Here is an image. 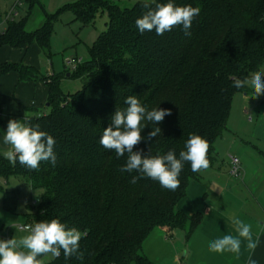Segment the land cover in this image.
Here are the masks:
<instances>
[{
    "label": "trees",
    "instance_id": "16d2710c",
    "mask_svg": "<svg viewBox=\"0 0 264 264\" xmlns=\"http://www.w3.org/2000/svg\"><path fill=\"white\" fill-rule=\"evenodd\" d=\"M28 2L26 17L9 22L0 33V49L27 50L37 43L46 54L56 25L69 12L84 26L106 15L107 29L91 47L90 58L68 73L82 82L74 94L62 90L63 75L40 77L24 63H0V77L16 73L22 82L42 80L47 85L49 113L28 122L39 124L56 141L54 167L50 161H42L38 170L19 162L13 166L0 152V179L20 176L32 190H43L28 214L31 224L59 219L86 233L79 241L82 260L75 255L65 259L61 250L49 264H155L142 254L155 228L187 230L189 238L201 225L202 214L188 216L177 205L203 170L193 172L184 162L175 191L147 177L131 183L140 174L119 171L128 154L117 158L99 139L112 124L114 112L127 108L125 98L136 96L147 110L170 109L172 114L158 124L145 120V140L133 151L154 156L175 150L179 159L189 135L197 134L209 143L208 169L215 167V143L227 129L234 98L250 91L248 86L234 88L233 80L261 72L264 66V0H156L201 9L190 36L182 26L163 35L141 34L135 20L147 11L144 2L122 8L110 0L68 4L46 13L43 25L30 32L27 21L38 0ZM155 127L161 134L148 140ZM11 196L14 201L16 194Z\"/></svg>",
    "mask_w": 264,
    "mask_h": 264
},
{
    "label": "clouds",
    "instance_id": "9594fccd",
    "mask_svg": "<svg viewBox=\"0 0 264 264\" xmlns=\"http://www.w3.org/2000/svg\"><path fill=\"white\" fill-rule=\"evenodd\" d=\"M143 7L147 11L135 20L141 34L154 31L156 35H163L177 26H182L184 34L190 36L192 22L201 11L199 7L191 5L176 6L172 2L156 3L155 0L151 2L145 0ZM232 86L236 89L251 87L254 93L252 98L264 95V73L257 71L247 78H236ZM125 104L127 105L125 110L114 112L112 124L103 130L99 143L103 148L114 151L117 158L128 154L125 165L119 171L139 173V176H133L131 183L147 177L159 182L161 187L175 191L180 186L179 176L183 171L184 162L190 163L193 172L208 169L209 143L197 134L189 135L185 144L186 151L179 153V159L175 150H169L165 155L154 156L143 155L142 151H133L142 140H145L141 135L142 129L146 126L143 122L147 120L158 124L172 112L170 109L157 108L149 111L141 105L136 96L126 97ZM159 134L161 129L155 127L148 133L147 139L151 140ZM3 142L8 145L3 151V156L13 166L19 162L30 170H38L42 161H50L53 167L56 164L55 139L41 131L39 124L31 125L26 116L22 121L9 120ZM230 219L235 226L236 235L228 234L210 241L209 251L221 255L234 254L239 259L243 243L248 252L247 264H257L252 258V253L259 245L260 233H253L252 225L238 217L233 216ZM20 231L26 234L19 238L0 239V264H45L40 257L50 254L58 258L61 250L65 259L74 255L77 259H83L84 253L79 251V241L86 233L75 227L68 228L59 219L26 224Z\"/></svg>",
    "mask_w": 264,
    "mask_h": 264
},
{
    "label": "crops",
    "instance_id": "0c3cea01",
    "mask_svg": "<svg viewBox=\"0 0 264 264\" xmlns=\"http://www.w3.org/2000/svg\"><path fill=\"white\" fill-rule=\"evenodd\" d=\"M30 48L18 50L4 47L0 49V63H24ZM25 65L34 67L40 77L54 75V73L44 75L38 65L32 61L26 62ZM253 95L251 87L248 93L242 95L245 109L246 102L251 105L257 104V122L250 133H246L244 120H241L242 124L240 121L236 124L230 116L226 131L215 143L218 153L217 164L213 168L203 170L198 179L190 183L186 197L177 205V210L188 216L195 213L203 215L199 228L189 238L187 230L167 231L163 228H155L145 240L142 254L155 264H162L164 261L171 264H247L248 252L243 243L239 259L234 254L221 255L210 252L208 248L210 241L216 238L228 234L236 235L235 226L230 219L233 216L251 224L253 233H260L259 245L252 253V258L257 264H264V166L262 165L264 151L259 150L260 154L254 151L255 142L259 144L264 142V95L252 98ZM47 103L48 87L42 80L22 82L16 73L0 77V119L2 120L0 152L2 154L8 148L3 142V133L7 131L9 120L24 119L26 116L29 121L33 117H39L40 107L44 105L47 107ZM225 151L233 153L230 155L241 161L242 173L236 180L230 173L223 172L226 165L231 167V163H225L223 158ZM13 192L16 194L15 191ZM13 213L8 211L7 216H12ZM0 239H11L10 232L0 235Z\"/></svg>",
    "mask_w": 264,
    "mask_h": 264
},
{
    "label": "rangeland",
    "instance_id": "374dc122",
    "mask_svg": "<svg viewBox=\"0 0 264 264\" xmlns=\"http://www.w3.org/2000/svg\"><path fill=\"white\" fill-rule=\"evenodd\" d=\"M13 1L14 0H0V32L6 30L9 25L5 13L8 11L11 2L13 3ZM77 1L79 0H38L33 8V13L30 19L27 21V30L33 32L39 29L44 23L46 13L54 14L60 8ZM110 1L122 8L132 7L138 2H145V0ZM149 2H151V0H149ZM29 11L30 4L29 2H26L20 8V13L14 22L22 21ZM106 21L107 16L103 15L98 17L94 24L84 26L81 22L74 20V15L71 12L66 13L55 27L50 39V48L48 52L45 54L41 47L37 43H34L31 45L24 64L28 61L34 62V64L38 65V68L44 75H47L48 73L63 75L65 78L61 83L62 90L65 93L74 94L82 88V82L78 78L67 77L69 72H66L65 60L78 58L87 61L90 58L91 47L97 40L98 36L107 29ZM36 48L38 50H35ZM36 51L38 53H36ZM261 72L264 73V69H262ZM242 95L239 94L234 99L230 116L233 117L232 121L236 122V124H239L241 120H244L246 122V133H250L251 128H253L257 122V104L251 105L246 102L245 109ZM253 108L257 110L254 111ZM39 113L40 116L46 115L49 113V108L44 105L43 107H40ZM22 120L23 119L18 118V121ZM3 134H6V132ZM254 145L256 146L254 151L257 154H260L258 153L259 150L264 151V142H261L260 144L255 142ZM230 154L233 155V153L225 151L223 155L225 163H231L229 157L231 156ZM262 165L264 166V162H262ZM236 179L237 178H235V180ZM13 191L17 194L14 201L11 196V192ZM42 195L43 190H31L27 180L23 177L11 176L8 180L0 179V235L6 234L7 231L10 232L11 238H19L22 235H25L26 233L19 230V226L31 224L28 214L32 211L31 208L39 202ZM8 211H12V213L14 212L13 215L7 216ZM42 259L45 261V264H49L54 257L49 254ZM162 264L171 263L164 261Z\"/></svg>",
    "mask_w": 264,
    "mask_h": 264
},
{
    "label": "built area",
    "instance_id": "2783aa9c",
    "mask_svg": "<svg viewBox=\"0 0 264 264\" xmlns=\"http://www.w3.org/2000/svg\"><path fill=\"white\" fill-rule=\"evenodd\" d=\"M29 0H14L11 6L9 7L8 11L5 13L6 20L8 22H14L16 17L20 13V8ZM82 59L73 58V59H66L65 60V69L66 71L73 73L76 72L77 69L81 64H83ZM231 161V168H230V174L234 178H240L241 176V161L237 157L230 156ZM23 225L19 226V230L21 229Z\"/></svg>",
    "mask_w": 264,
    "mask_h": 264
},
{
    "label": "water",
    "instance_id": "95a60500",
    "mask_svg": "<svg viewBox=\"0 0 264 264\" xmlns=\"http://www.w3.org/2000/svg\"><path fill=\"white\" fill-rule=\"evenodd\" d=\"M67 76L70 77V74H68ZM47 107H49L48 104H47ZM230 168H231V167H230L229 165H226V167H225V169H224L225 171H223V172L226 173V174L230 173Z\"/></svg>",
    "mask_w": 264,
    "mask_h": 264
}]
</instances>
